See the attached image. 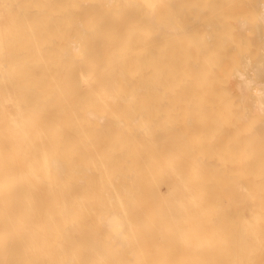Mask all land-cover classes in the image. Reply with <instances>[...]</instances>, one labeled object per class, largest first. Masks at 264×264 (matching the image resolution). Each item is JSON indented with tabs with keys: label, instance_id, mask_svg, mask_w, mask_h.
Returning <instances> with one entry per match:
<instances>
[{
	"label": "bare ground",
	"instance_id": "6f19581e",
	"mask_svg": "<svg viewBox=\"0 0 264 264\" xmlns=\"http://www.w3.org/2000/svg\"><path fill=\"white\" fill-rule=\"evenodd\" d=\"M0 264H264V0H0Z\"/></svg>",
	"mask_w": 264,
	"mask_h": 264
}]
</instances>
